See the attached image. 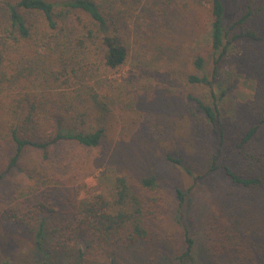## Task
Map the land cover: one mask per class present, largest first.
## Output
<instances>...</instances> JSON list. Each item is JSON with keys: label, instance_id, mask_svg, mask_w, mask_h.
Masks as SVG:
<instances>
[{"label": "trees", "instance_id": "16d2710c", "mask_svg": "<svg viewBox=\"0 0 264 264\" xmlns=\"http://www.w3.org/2000/svg\"><path fill=\"white\" fill-rule=\"evenodd\" d=\"M142 1L0 0V97L7 101L4 107L6 132L0 140L12 147L8 169L16 167L21 156L30 149L41 152L47 163L50 152L61 144L86 151L99 149L104 144L108 118L104 110V79L99 76V70L117 71L126 65L129 47L120 16L128 6L139 7ZM230 1L162 0L163 7L153 9L164 17V23L169 18L171 21L173 16L176 22L182 20L183 15L191 18L194 10H207L210 22L197 42L201 49L208 47L213 63L208 76L206 56L197 54L194 57L192 66L196 73L189 74L186 80L189 84L209 88L214 101L206 103L190 94L183 96V108L175 113V119L187 123V138H171L175 145L164 152L161 160L183 169L195 185L221 167L217 162L219 154L208 152V145L202 144L201 136L218 137L219 151L227 140L234 139L235 149L245 165L238 173L224 166L225 176L236 188L257 191L264 197V148L257 149L254 145L257 136L264 131L261 71L252 77L241 74L251 81L253 92L245 96L247 100L243 106H235L231 116L219 105L226 97L228 78L236 75L242 66L238 60L242 56L241 42L261 40L247 24L264 17V4L255 8L246 6L243 15L228 24ZM154 3L159 5L158 0ZM195 26L194 23L189 27L188 35H193ZM149 39L151 48L152 39ZM158 47V51H164L163 47ZM91 58L95 62H91ZM215 88L221 89L218 97L213 94ZM177 123L172 120L166 125L170 136ZM234 123H239L240 131L230 136L225 127ZM64 160L62 157L55 166H60ZM188 163L196 166L200 163L205 168L204 173L195 175ZM67 165L66 162L63 169L57 167L50 180L41 176L36 186L38 190L41 185L54 182L70 188L63 201L64 207L59 210L48 200H37L25 211L18 210V218L26 220L27 227L36 229L37 249L50 237L51 245L68 255L69 248L79 243L85 253L94 246L107 249L115 260L117 252L129 253L135 246L149 242L153 222L159 219L164 207V186L156 171L115 175L109 179L113 194L108 197L101 180L91 182L88 179L75 186L72 168L69 170ZM191 189L186 192L175 189L178 206L184 204ZM215 228L230 243L240 235L225 234L217 225ZM232 231L241 232L237 228ZM209 234L210 248L217 252L218 239L212 232ZM183 238L185 250L178 257V264H187L193 252L194 240L186 228ZM255 257L252 264H264L263 256ZM84 258L83 252L78 263L84 264Z\"/></svg>", "mask_w": 264, "mask_h": 264}, {"label": "rangeland", "instance_id": "374dc122", "mask_svg": "<svg viewBox=\"0 0 264 264\" xmlns=\"http://www.w3.org/2000/svg\"><path fill=\"white\" fill-rule=\"evenodd\" d=\"M155 1L144 0L139 7L128 6L122 11L123 34L129 47L127 63L117 71L99 70V76L104 79V110L108 118L107 137L99 149L86 151L61 144L50 152L47 163L41 152L30 149L21 156L16 167L8 169L12 147L0 140V264H79L78 257L83 252L84 264H178L177 259L185 250L184 228L194 240L187 264H252L255 256L264 258V197L257 191L236 188L224 174V166L238 173L245 165L235 149L234 139L227 140L219 151L218 137L201 136L202 144L208 145V152L219 154L217 162L221 167L195 185L183 169L161 160L164 152L175 145L171 138H187V123L175 119V113L183 108V96L190 94L206 103L214 101L209 88L189 84L186 80L189 74L196 73L192 66L194 57L197 54L206 56L205 73L208 76L213 63L208 47L201 49L197 42L207 31L209 12L194 10L191 18L183 15L182 20L175 22L173 16L171 21L169 18L164 23V17L153 11L163 7L162 0H158V6ZM263 4L264 0H231L228 24L240 18L246 6L255 8ZM190 20L196 25L193 35L187 33L194 24ZM247 27L261 40L241 42L242 56L238 60L242 66L236 75L228 78L226 97L219 101L229 116L235 106H243L247 100L245 96L253 92L251 81L244 79L243 75L252 77L260 70L264 77V17L249 22ZM149 38L152 39L151 48ZM158 46L164 51H158ZM90 60L94 61L93 58ZM213 90L218 97L221 89ZM6 105L7 101L1 96L0 136L6 132ZM172 120L178 123L170 136L166 125ZM225 129L230 136H236L240 131L239 123ZM254 145L257 149L264 148V131L257 136ZM185 149L188 150L186 144ZM62 157H65L63 164L67 162L68 169L72 168L75 186L88 179L91 182L101 180L108 197L113 194L109 179L115 175L122 172L133 175L149 169L156 171L164 186V207L159 219L153 222L149 242L135 246L129 253L117 252L115 260L107 249L94 246L85 253L79 243L69 248L68 255L55 249L50 237L37 249L36 229L27 227L26 220L18 218V210L22 212L23 208L25 211L37 200H48L59 210L64 207L63 201L70 188L54 182L41 185L38 190L36 187L41 176L50 180L57 167L63 169V164L55 166ZM188 164L195 175H202L205 171L200 163L197 166ZM177 188L183 192L192 188L182 206H178L175 198ZM233 224L237 227L231 226ZM216 225L225 234L240 235L230 243L217 231ZM233 228L241 232L236 233ZM210 232L218 239L217 252L210 248ZM229 246H233V251Z\"/></svg>", "mask_w": 264, "mask_h": 264}]
</instances>
